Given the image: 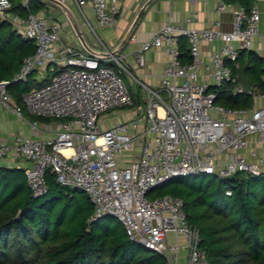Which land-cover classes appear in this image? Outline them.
<instances>
[{
    "label": "built area",
    "instance_id": "2783aa9c",
    "mask_svg": "<svg viewBox=\"0 0 264 264\" xmlns=\"http://www.w3.org/2000/svg\"><path fill=\"white\" fill-rule=\"evenodd\" d=\"M28 1L21 0L27 10L21 17L10 13V0H0V20L9 22L22 39L34 45L33 54L22 60L11 79L0 81V104L18 118L22 110L31 115L32 133L42 123L54 122L46 125L53 134L48 138L15 136L9 143L0 142V163L16 158L26 162L23 171L35 198L46 193L45 175L51 172L58 184L87 196L93 206L91 221L104 215L115 217L129 239L163 255L166 264H180L182 251L185 264H207L182 200L148 195L174 177L204 174L229 179L236 173H264L256 152H248L249 160L243 154L251 136L264 144V89L259 94L262 103L250 108L223 107L215 103L212 91L231 81L237 83L238 93H244L227 62H234L240 51L252 49L260 23L257 6L233 8L230 31L161 26L133 53L136 64L143 67L145 52L166 50L160 83L151 88L137 79L123 53L93 57L65 43L60 24L44 12L30 13ZM60 1L72 4L82 16V8L90 3L99 28L117 23L118 0ZM229 7L220 3L216 12ZM180 38L186 39L188 61L180 59ZM214 42L221 46L206 62L200 44ZM93 46L108 52L98 39ZM39 72L49 73V82L22 93L21 105L11 107L9 87L28 82ZM122 75L141 88V107L138 94L127 87ZM124 110H134L133 117H110Z\"/></svg>",
    "mask_w": 264,
    "mask_h": 264
},
{
    "label": "trees",
    "instance_id": "16d2710c",
    "mask_svg": "<svg viewBox=\"0 0 264 264\" xmlns=\"http://www.w3.org/2000/svg\"><path fill=\"white\" fill-rule=\"evenodd\" d=\"M223 1L250 7V0ZM10 2V13L27 14L21 0ZM46 8L39 0L28 1L30 13ZM178 48L180 59L188 61L186 39H179ZM33 52L31 41L0 20V81L10 80ZM234 64H246V77L263 90V58L243 50L234 62H227L235 75ZM50 77L47 73L37 80L32 74L28 82L12 84L9 90L19 88L20 100L22 93L46 84ZM236 86L230 81L212 88L215 103L250 108L252 93H238ZM45 180L46 193L35 198L23 169L0 167V264H166L163 255L129 239L115 217L104 215L91 221L93 206L83 192L61 186L49 171ZM164 195L182 200L207 264H264V173H236L229 179L204 174L174 177L156 186L148 197Z\"/></svg>",
    "mask_w": 264,
    "mask_h": 264
},
{
    "label": "crops",
    "instance_id": "0c3cea01",
    "mask_svg": "<svg viewBox=\"0 0 264 264\" xmlns=\"http://www.w3.org/2000/svg\"><path fill=\"white\" fill-rule=\"evenodd\" d=\"M148 0H118L119 15L117 23L111 28H99L95 25V16L92 10L91 4L87 3L82 8L83 16L72 5L68 4L79 29L88 39L91 45L97 41H100L102 45L108 50L117 47L125 34L129 30L131 24L136 18L141 7ZM220 3L230 5V7L223 13L218 14L216 8ZM256 5L260 15V23L258 25V35L252 40V51L257 53L264 59V41L262 35H264V0H250V7ZM240 6L239 4L226 3L223 0H154L145 10L143 16L138 22L137 26L133 30L130 38L122 47L121 53L126 57V64L130 70L134 73L138 80L146 84L151 88H157L163 68L167 61V53L164 48H152L145 52V65L139 67L133 57V53L137 51L140 46L147 42L150 37L161 26L165 24H180L188 28L197 29H214L221 31H230L232 20V9ZM46 15L56 20L60 26V36L65 43L71 45L74 48H81L76 40L72 28L65 15L57 8L47 6L43 11ZM94 29V34L90 32L85 20ZM220 22L218 27L216 23ZM9 23V22H8ZM221 46V43H201L200 54L202 58L207 62L210 56ZM47 73L39 72L35 73L37 80L43 79ZM264 81V76H263ZM135 83H130L131 91L137 93V105L141 107V97L139 96V90L133 89ZM264 89V84H263ZM262 90L255 88L254 84L249 93H252V104L260 105L259 94ZM19 88H11L10 94V106L17 107L20 105ZM122 113V114H121ZM130 114V118L134 115V110L124 112ZM123 111H118L110 114L112 119L123 118L125 115ZM126 116V115H125ZM34 118L29 115L25 110H22L21 118H18L10 110L6 109L0 104V142H11L15 136H34L38 138H48L52 136L53 131L46 128L54 124V122H44L36 133H32L29 127V122ZM124 119V118H123ZM127 119V118H125ZM254 151L257 153L258 158L262 160V167L264 170V144L259 143L255 136L249 138V147L243 154L248 158V152ZM251 160V159H250ZM0 167H16L23 169L27 167V163L21 159H5L0 163ZM185 251L181 253L180 264H185Z\"/></svg>",
    "mask_w": 264,
    "mask_h": 264
},
{
    "label": "water",
    "instance_id": "95a60500",
    "mask_svg": "<svg viewBox=\"0 0 264 264\" xmlns=\"http://www.w3.org/2000/svg\"><path fill=\"white\" fill-rule=\"evenodd\" d=\"M39 1L46 4L47 6H51V7H55L57 9H59L65 15V17L68 19V21L70 23L73 34H74L76 40L78 41V44L80 45L81 49L84 52H86L87 54H89L93 57L105 58V57H108L109 55L116 56L121 52L122 47L130 38L133 30L137 26L138 22L140 21L141 17L143 16L145 10L154 0H148L141 7L140 11L138 12L136 18L134 19L133 23L131 24L129 30L125 34V36L122 39V41L120 42V44L117 47L108 50V52L103 51V50H99L89 43L88 39L85 37V35L79 29L77 22L73 16L71 10L69 9L68 5L64 4L60 0H39ZM246 66H247L246 64H243L236 69L237 80H238V82H239L244 93H248L251 90V88L253 87V82L250 81L245 75ZM149 250H151V249H149Z\"/></svg>",
    "mask_w": 264,
    "mask_h": 264
},
{
    "label": "rangeland",
    "instance_id": "374dc122",
    "mask_svg": "<svg viewBox=\"0 0 264 264\" xmlns=\"http://www.w3.org/2000/svg\"><path fill=\"white\" fill-rule=\"evenodd\" d=\"M122 78L124 79V82H125V84L127 85V87L129 88V89H131L130 88V80H128L127 79V77L125 76V75H122ZM132 84V83H131ZM133 89L136 91L137 89L139 90V96L140 97H142V90H141V88L140 87H138L136 84H134V86H133ZM125 112V110L123 111V113ZM122 114V113H121ZM125 114V113H124ZM126 115V116H125ZM125 115H123V118L125 119V118H127V119H130V114H128V113H126Z\"/></svg>",
    "mask_w": 264,
    "mask_h": 264
}]
</instances>
